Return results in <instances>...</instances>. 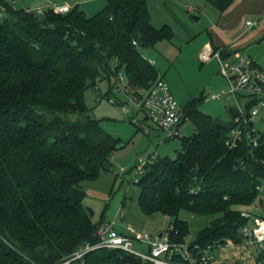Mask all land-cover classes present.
<instances>
[{
	"label": "trees",
	"instance_id": "trees-1",
	"mask_svg": "<svg viewBox=\"0 0 264 264\" xmlns=\"http://www.w3.org/2000/svg\"><path fill=\"white\" fill-rule=\"evenodd\" d=\"M206 1L221 11L234 2ZM107 2L93 16L78 6L40 16L0 0V264H62L98 243L97 226L107 221H93L83 183L111 170L121 139L92 117L85 92L103 79L115 81L116 71L134 87L149 88L159 73L142 49L174 37L170 27L153 25L148 0ZM222 51L223 57L235 52ZM203 99L184 108L195 132L182 150L158 157L135 181L138 206L145 215L168 217L174 241L204 249L227 239L239 245L249 222L241 209L258 199L264 183V136L257 150L246 141L229 149L235 107L225 121L201 112ZM184 214L209 218L192 240ZM82 264L153 263L98 248Z\"/></svg>",
	"mask_w": 264,
	"mask_h": 264
},
{
	"label": "rangeland",
	"instance_id": "rangeland-1",
	"mask_svg": "<svg viewBox=\"0 0 264 264\" xmlns=\"http://www.w3.org/2000/svg\"><path fill=\"white\" fill-rule=\"evenodd\" d=\"M8 1H13L17 8L28 11L48 5L46 0ZM107 3V0H101L95 4V9H104ZM148 3L153 25L157 28L170 27L174 37L171 41L160 42L155 48L142 49V53L147 59L154 61L159 76L167 81L182 107L186 108L192 99L228 90L226 79L218 73L217 60L203 64L199 59L205 43L212 39L234 51L236 49L233 48L242 46L244 52L256 58L264 70V0H234L225 11L206 0H148ZM247 21L257 25L248 29L245 27ZM110 84V96L117 101L116 104L100 99L109 91ZM124 101L125 97L115 89L114 78L103 79L97 88L89 87L85 92V103L92 117L99 120L106 131L121 139V147L113 154L111 170L103 171L96 181L83 183L86 192L84 205L92 210L95 223H99L102 218L112 220L121 213L120 222L130 224L145 233L160 234L168 230L170 219L159 213L145 215L140 211L139 187L135 183L138 172L136 165L140 157L153 153L160 158H175L183 148V140L195 132V127L187 120L182 126L180 137L168 139L163 131L149 123L150 134H146L139 129V123L134 122L132 115L122 112L120 105ZM237 103L234 97L203 99L199 110L213 117L229 119V108ZM138 117L143 121L141 115ZM255 127L264 134V109L255 119ZM260 196L263 197L262 200L259 199L261 209L255 213L256 216L264 217V183ZM183 217L191 225L188 240H192L195 233L209 220L208 217L190 214H184ZM137 248L144 252L148 250L145 244L137 245ZM234 249L236 248H217L213 250V254L216 260L221 261L237 260L238 257V262L244 264L243 253L246 254V250ZM249 253L255 254L254 247L249 249Z\"/></svg>",
	"mask_w": 264,
	"mask_h": 264
},
{
	"label": "built area",
	"instance_id": "built-area-1",
	"mask_svg": "<svg viewBox=\"0 0 264 264\" xmlns=\"http://www.w3.org/2000/svg\"><path fill=\"white\" fill-rule=\"evenodd\" d=\"M48 10H52L56 14H66L71 10V6L67 3L50 4L33 11L42 16ZM2 15L0 13V17ZM256 25L257 23L247 21L245 27L250 29ZM133 43L135 46H139L136 41ZM229 55V57H223L222 52L215 50L210 44H207L201 51L199 59L203 63H208L213 59L217 60L219 73L226 79L229 86L228 90L211 93L206 96V99L236 98L238 102L234 106L236 114L232 119V127L225 144L229 149H235L246 141L252 150H257L264 136L255 127V119L264 109V70L248 53L236 51ZM143 57L150 65L154 66L153 60L147 59L144 54ZM115 89L125 97V101L120 105L122 112L129 116L132 115L135 119L134 122L139 123L140 130L150 134L149 123H151L152 126L163 131L168 139L180 137L182 126L188 119L185 116L184 107L175 99L165 79L159 76L149 88L139 89L130 83L124 71H116ZM100 99L117 103L111 96H102ZM140 115L143 121L139 119ZM158 157L156 153H153L147 157L139 158L136 165L138 172L135 181ZM258 189L261 191L262 187ZM259 199L262 200L263 197L259 196L251 206L241 209V215L251 221L242 227L243 243L239 245L247 249L254 247L256 263L264 264V217L256 216L255 213L256 210L261 209ZM120 216L121 213L116 218L99 224L96 231L98 243L86 244L62 264H82L85 256L98 248L120 250L153 264H215L213 250L238 246L231 239H227L223 244L215 243L204 249L189 241L172 240L169 230L160 234L136 230L132 225L120 222ZM170 229L173 230V226ZM140 244L148 246L147 252L137 248V245ZM175 259H180L182 262H176Z\"/></svg>",
	"mask_w": 264,
	"mask_h": 264
},
{
	"label": "crops",
	"instance_id": "crops-1",
	"mask_svg": "<svg viewBox=\"0 0 264 264\" xmlns=\"http://www.w3.org/2000/svg\"><path fill=\"white\" fill-rule=\"evenodd\" d=\"M53 2H54V4H65V3H67V4H69L70 6H71V8H73L74 6H78L80 9H82L85 13H86V15H88V16H93V15H91V14H97L98 13V11H100V10H102V9H100L101 7H98V8H96L95 9V4L97 3V2H99V1H101V0H52ZM52 1H48V0H46L45 1V3H47L48 5H50V4H52L53 2ZM10 2H12L13 4H14V6H15V3L13 2V1H10ZM50 2V3H49ZM52 2V3H51ZM16 7V6H15ZM17 8V7H16ZM96 12V13H95ZM207 44H210V45H212V47L216 50V48H217V50H220L221 52H223L222 50H223V45H225V44H219V43H216L213 39L211 40V41H209V42H207V43H205V45L204 46H206ZM203 46V47H204ZM230 49V48H229ZM232 49V48H231ZM233 49H236V51H240V52H244V50H243V47L242 46H239V47H235V48H233ZM235 51V52H236ZM252 56V55H251ZM256 59V58H255ZM214 60H211L209 63H212ZM256 61H257V59H256ZM202 62V61H201ZM203 63V62H202ZM218 63V62H217ZM203 64H205V63H203ZM257 64H258V66L260 67V68H262L260 65H259V63H258V61H257ZM219 68V67H218ZM219 73V72H218ZM235 106V105H234ZM234 106H231V107H234ZM212 116V115H211ZM223 119V118H222ZM223 120H225V121H229L230 120V116H229V119H223ZM234 248H236V249H234V250H239V249H241V250H246L245 252H246V254L245 253H243V260H244V264H257L256 263V259H255V256L252 254V253H249V249H247V248H245L244 246H241V245H238V246H235ZM238 252V251H237ZM215 264H240L239 262H238V257H237V260L235 259V260H224V261H221V260H216V258H215Z\"/></svg>",
	"mask_w": 264,
	"mask_h": 264
},
{
	"label": "water",
	"instance_id": "water-1",
	"mask_svg": "<svg viewBox=\"0 0 264 264\" xmlns=\"http://www.w3.org/2000/svg\"><path fill=\"white\" fill-rule=\"evenodd\" d=\"M197 176V170H193L191 173V177L195 178Z\"/></svg>",
	"mask_w": 264,
	"mask_h": 264
}]
</instances>
